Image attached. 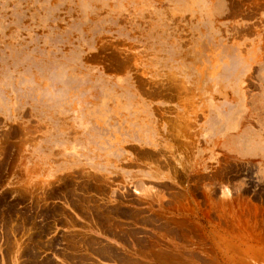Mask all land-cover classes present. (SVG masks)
<instances>
[{
    "label": "rangeland",
    "instance_id": "rangeland-1",
    "mask_svg": "<svg viewBox=\"0 0 264 264\" xmlns=\"http://www.w3.org/2000/svg\"><path fill=\"white\" fill-rule=\"evenodd\" d=\"M0 264H264V0H0Z\"/></svg>",
    "mask_w": 264,
    "mask_h": 264
}]
</instances>
